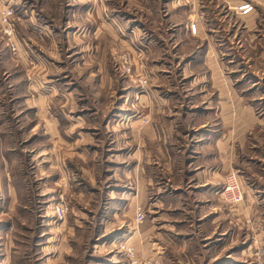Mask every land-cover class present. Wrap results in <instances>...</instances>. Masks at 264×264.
<instances>
[{
  "label": "rangeland",
  "instance_id": "rangeland-1",
  "mask_svg": "<svg viewBox=\"0 0 264 264\" xmlns=\"http://www.w3.org/2000/svg\"><path fill=\"white\" fill-rule=\"evenodd\" d=\"M0 1L17 48L0 32V264H43L70 238L87 242L72 264L125 258L117 243L140 229L133 189L151 111H253L264 131V15L253 33L224 21L238 31L209 66L190 58L191 15L223 12L220 0ZM174 21L184 27L173 44L148 50ZM249 152L233 163L242 202L222 209L233 264H264V158Z\"/></svg>",
  "mask_w": 264,
  "mask_h": 264
},
{
  "label": "crops",
  "instance_id": "crops-1",
  "mask_svg": "<svg viewBox=\"0 0 264 264\" xmlns=\"http://www.w3.org/2000/svg\"><path fill=\"white\" fill-rule=\"evenodd\" d=\"M201 1L212 8V1ZM245 3L252 5L251 12L239 15L234 11ZM220 4L223 12L212 11L205 18L202 11L201 21L197 13V19L191 15L197 28L195 34L189 35L197 50L189 52L190 58L207 56L212 63L209 66H215V52L223 53L225 44L233 43L238 30L230 33L226 27L232 18L243 26L240 34L253 33L260 25V16L264 15V0H220ZM224 21L227 24H223ZM175 26L170 33L158 27L146 48L150 50L153 43L161 45L167 36L173 44L183 25L176 23ZM34 81L40 84L37 78ZM233 116L238 118L237 122ZM260 123L253 111L150 112V122L143 128L145 171L134 184L132 200L133 218L136 207H143L149 214L142 225L139 224L140 229L136 226L125 239L135 248L138 258L159 264H233L231 222L222 211L227 203L219 193L225 176L233 171V163L239 162L241 156L246 157L251 150L264 158V131L259 129ZM255 128L257 133L252 132ZM234 139L237 143H233ZM244 194L246 198L249 196L247 191ZM77 242L75 238L65 241L70 245L49 254L51 259L45 258L43 264H72L71 256L76 259L75 256L82 255L80 252L77 255L75 250L87 249V242ZM62 257L71 258L65 262ZM125 263V258L115 253L108 259V264ZM93 264L103 262L98 258Z\"/></svg>",
  "mask_w": 264,
  "mask_h": 264
},
{
  "label": "built area",
  "instance_id": "built-area-1",
  "mask_svg": "<svg viewBox=\"0 0 264 264\" xmlns=\"http://www.w3.org/2000/svg\"><path fill=\"white\" fill-rule=\"evenodd\" d=\"M239 15H246L253 10L252 5L245 3L237 6L234 9ZM14 18L13 8L8 4L0 1V32L5 37L7 45L11 51H16V44L14 38V29L12 20ZM192 34L196 33V25H190ZM220 198L227 204L236 205L242 202V192L240 190L239 182L236 173L231 171L225 177L224 184L220 190ZM56 216L62 219L64 211L61 207L56 208ZM144 213L141 207H136L134 221L136 224H141L144 220ZM117 250L125 257V264H159L157 261L144 260L137 257L135 248L126 241H119L117 243Z\"/></svg>",
  "mask_w": 264,
  "mask_h": 264
}]
</instances>
